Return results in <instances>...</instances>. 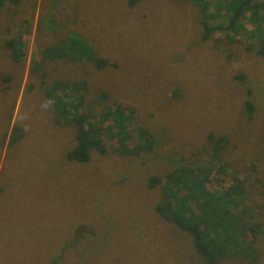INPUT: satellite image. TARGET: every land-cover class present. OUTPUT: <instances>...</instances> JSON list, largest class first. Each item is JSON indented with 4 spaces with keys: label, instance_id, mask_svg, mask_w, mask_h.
<instances>
[{
    "label": "rangeland",
    "instance_id": "374dc122",
    "mask_svg": "<svg viewBox=\"0 0 264 264\" xmlns=\"http://www.w3.org/2000/svg\"><path fill=\"white\" fill-rule=\"evenodd\" d=\"M127 2L6 0L0 10V264H205L189 234L156 207L164 194L173 193L161 209L174 211L172 198L188 194L177 199L187 215L197 208L192 190L205 206L200 196L216 186V174L203 177L208 184L191 183V192L183 183L171 191L176 185L164 176L175 170L170 160L176 154L186 157L183 163L203 161L192 153L213 127L237 146L232 156L237 180L256 176L264 183V85L258 91L264 62L253 57L259 47L253 35H259L258 24L264 28V18L246 13L235 35L203 40L199 13L190 5L139 0L130 8ZM218 3L206 8L210 25L222 20ZM72 34L107 66L97 69L77 58L41 61L47 47L60 46L68 36L70 43ZM9 40L19 47V60L6 47ZM92 51L82 47L79 56ZM239 73L254 78L251 124L242 118L246 92L236 80ZM77 81L86 84L78 106L82 114L75 116L77 100L64 99L77 96V86L72 87ZM66 103H74L73 109ZM115 108L125 117L116 120ZM122 122L129 131L122 130ZM83 123H94L91 133L100 135V146L95 141L88 161L77 163L67 154L79 135L85 137ZM12 126L23 136L10 148ZM146 129L159 136L157 153L156 146L144 154H135L140 151L134 147V155L122 143L119 149L123 134L142 138ZM237 154L258 161L243 166ZM191 164L186 166L204 171ZM152 176L161 178L154 189L148 187ZM229 176L232 185L234 175ZM262 183L255 188L257 199ZM218 264L243 263L229 258Z\"/></svg>",
    "mask_w": 264,
    "mask_h": 264
},
{
    "label": "trees",
    "instance_id": "16d2710c",
    "mask_svg": "<svg viewBox=\"0 0 264 264\" xmlns=\"http://www.w3.org/2000/svg\"><path fill=\"white\" fill-rule=\"evenodd\" d=\"M139 0H128V7H133ZM189 1V2H188ZM217 0H180L182 4L186 6H191V8L199 13L197 19V27L200 29V33L203 36V40H208L211 37H217V40L221 39L227 33L235 35L237 29H242L244 25L242 24L243 19L246 17V13L249 15H259V17L264 18V0H220L218 3L217 11L222 20L216 21L215 24L210 25L209 15L206 14L207 7L215 6ZM6 0H0V10L3 8ZM196 7H194L192 4ZM226 7L227 9H223ZM260 12V14H259ZM262 12V13H261ZM248 26V25H247ZM246 26V27H247ZM257 31L259 35H253V39L258 43L259 47L254 51L253 57L256 59H262L264 62V28H261L259 24L257 25ZM75 40L68 43L70 36L64 39L60 44L54 47H47L43 51L42 62H49V58L53 59H66L68 61L84 60L87 63H93L97 69H103L107 66V61L101 57H96L92 51V47L88 43H79L80 40L78 35L72 34ZM252 36V35H251ZM86 39V38H84ZM87 42V41H86ZM65 44V45H64ZM12 48V57L14 60H19V47L16 44H12L9 40L8 45ZM85 47L90 49L92 53H88L86 56H79L80 48ZM250 45H247L245 53L250 55ZM64 48H67L64 52ZM68 52V54L66 53ZM231 57H229V60ZM246 79L249 83H246ZM2 80L6 83V77H3ZM237 81H242L243 89L245 90V96L243 97V107L245 111V117L243 116V122L253 123L255 120V107L257 102L251 97L253 96L254 89V78L245 77L243 73H239L236 78ZM72 85L77 86L75 93L77 96H72L64 101L70 102L73 98L77 100L76 106L79 112L75 113V116L82 114V109L79 106V103L83 102V86H85L84 81H77ZM264 85V70L262 71V78L258 84V91H261V87ZM67 86V85H66ZM32 85H28L27 88H32ZM68 87V86H67ZM236 87L233 86L230 91H235ZM77 91V92H76ZM237 91H241V88L237 85ZM79 92V93H78ZM252 92V94H251ZM48 98V95L45 94ZM63 99L58 101V105H63ZM71 103L65 104L68 110L72 106ZM263 104V103H262ZM55 105V103H54ZM264 105V104H263ZM262 110V109H261ZM64 111V110H63ZM63 111L62 114H63ZM115 116H121L124 118V115H119L116 108L111 113ZM67 115V114H66ZM61 116V115H59ZM84 116V115H83ZM85 117V116H84ZM85 120V118H82ZM101 119L98 118L99 122ZM117 120V119H116ZM89 121V120H88ZM87 121V124H88ZM117 123L114 122L113 125ZM14 125V124H13ZM86 132H82L85 137L79 135L76 141V145L71 151L68 152L67 157L69 160L76 161L77 163H86L89 159V152L95 146H100V135L91 133L90 127H94V123L91 126H86ZM112 126L111 124L108 128ZM13 127V126H12ZM122 130L129 131L130 126L126 123H121ZM112 131V130H110ZM116 133V130H115ZM129 134H123L122 140L117 141V144L120 149L121 143L123 144V150L125 148H130L131 152L134 155L135 151L132 150L134 147H137L135 154H144L151 153L152 146L154 154L158 151L159 136L157 134L147 130L145 135L142 138H127ZM23 136V131L18 127H13L8 140V147H12L13 144L18 142ZM114 136V135H113ZM264 136V134H263ZM264 139V138H262ZM237 146L231 143L228 137L219 132L210 131L206 135V139L202 146L192 153L196 158L203 160L195 162V165H199L204 169V171L198 173L197 170H191L190 167L186 166L192 163V159L189 158V163H183L186 161V157L176 154V158L170 160V163H173L175 170L166 174L164 180H172V182L177 186H173L171 191L178 190L181 188L179 183L186 184V189L191 192V183H196L197 181L203 184H208L207 181H202L203 177L209 176L211 179L214 177L213 174H216V181L218 182L214 188L210 186V189L207 191V196L202 197L204 201L203 206L198 199L197 194L194 195L192 190V204H196V210L191 211L186 215V210L181 208L177 203V199L186 200V195L180 193L176 198H172L176 202L174 211H162V206L170 199L169 194H164L163 198L160 201V205L156 207L157 213H161L167 221L175 222L181 230L187 232L189 235L188 241L194 250V252L204 260L205 264H218L219 261L232 258L235 260H241L243 264H247V260H253V264H264V183L261 182L259 177L256 176H245L242 179L237 180V168L236 162L233 160V154ZM126 151V149L124 150ZM144 152V153H143ZM255 156H261L260 151H253ZM109 153V152H107ZM237 156H239L237 154ZM253 160L254 157L250 156ZM258 159H255L252 162H257ZM251 160H246L243 156L237 158V163L242 164L243 166L248 163H252ZM157 165V164H155ZM193 163L191 167H196ZM250 165V164H248ZM199 168V167H198ZM256 173V168H253ZM229 175H234L233 184L229 185L227 183V178ZM199 176V177H198ZM161 178L156 176L150 177L148 181V187L150 189L156 188L160 184ZM262 183V195L259 199L256 198L255 188L258 184ZM239 186L246 187V190H241ZM260 189V188H259ZM206 199V200H205ZM248 201L247 204H245ZM156 223V222H155Z\"/></svg>",
    "mask_w": 264,
    "mask_h": 264
}]
</instances>
